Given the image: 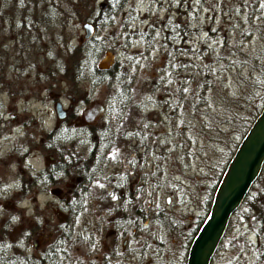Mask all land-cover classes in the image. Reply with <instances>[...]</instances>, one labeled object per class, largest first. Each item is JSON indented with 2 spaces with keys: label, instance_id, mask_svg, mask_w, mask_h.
I'll list each match as a JSON object with an SVG mask.
<instances>
[{
  "label": "rangeland",
  "instance_id": "374dc122",
  "mask_svg": "<svg viewBox=\"0 0 264 264\" xmlns=\"http://www.w3.org/2000/svg\"><path fill=\"white\" fill-rule=\"evenodd\" d=\"M72 1L25 0L23 35L16 33L23 18V0H0V146L8 148V144L12 147L9 166L0 163V183L16 186L21 181L23 135L27 142L25 171L30 176L35 169L55 159L54 155L50 157L53 151L40 144L45 131L62 120L55 116V99H60L62 105L67 106L70 98H74L72 108H76V114L69 121L77 124L84 106L94 98L103 102L117 85L109 80L94 83L82 72L75 92L67 90L63 72L65 58L69 47L77 43L83 34L78 14L71 12ZM98 1L93 0L91 9L81 7V12L93 15ZM221 1L128 0L109 24L92 33L94 37L103 39L105 46L96 63L103 59L108 67L114 62L122 66L127 64L133 77L130 101L113 129L114 135H111L109 146L105 149L102 166L93 176V183L99 184V187L93 185V190L99 189L100 195L111 192L108 187L113 189L101 207L109 214L101 219L98 206L87 204L75 213L71 228L84 233L90 220L98 217L97 228L99 235L103 236L112 228L110 221L107 223L105 219L109 220V215H118L115 211L106 210L108 204L113 200L118 202L125 187H129V192L140 185L143 190L145 188L144 193L132 194L131 200L130 197L124 199L123 202L129 201L128 206L131 205L128 212L140 200L148 201L154 196L151 187L157 189L156 205L171 213L172 228L160 229L157 239L147 236L144 243L148 246L137 248L141 250V255L136 256L132 264H182L183 248L179 245L182 236L176 226L184 228L200 212L204 186L213 180L210 166L213 162H221L224 141L198 135L196 139H188L185 145L177 130L181 122L173 120L170 107L174 85L170 73L184 63L183 57L187 59L188 49L200 46V39L206 36L209 17L221 13ZM121 22L127 24L125 30L121 28ZM128 30L136 34L131 37ZM217 38L210 40L212 42ZM173 45L186 50L185 55H176ZM182 73L184 69L178 68L177 74ZM60 86L64 87V91ZM166 104L168 107L165 109L163 106ZM135 130L138 136L145 137L150 147L151 155L146 158L141 153L143 147H136V139L129 137ZM150 132L153 134L150 135ZM68 148L70 144L64 145V152ZM77 149L81 150V145ZM157 167L161 170L159 176ZM66 178L63 176L62 180ZM72 179L63 184H71ZM55 187L61 189V186ZM55 187L37 192L34 199L31 193H26L23 199L19 196L15 198L14 212L17 213V210L23 216L17 213L14 230L19 227L20 219L27 215L31 217L30 222L37 219L32 215L35 208L40 209L46 218L54 220L47 201L54 199L55 193L51 190ZM257 189L255 185L249 191V198L254 199ZM252 203L249 200V205ZM248 210L243 206L237 208L209 264H264V250L258 249L261 239L255 232L258 228L256 212ZM120 241L122 237H119ZM138 245L141 246V242Z\"/></svg>",
  "mask_w": 264,
  "mask_h": 264
},
{
  "label": "trees",
  "instance_id": "16d2710c",
  "mask_svg": "<svg viewBox=\"0 0 264 264\" xmlns=\"http://www.w3.org/2000/svg\"><path fill=\"white\" fill-rule=\"evenodd\" d=\"M127 1L105 0L104 7L97 5L95 13L88 15L81 12V7L93 8V0H73L71 12L78 14L80 22L89 20L94 30H98L109 24ZM221 3V13L212 14L208 19L206 36L200 39V46L188 49L187 59L183 57L184 63L170 73L174 82L173 92L170 94L172 97L171 115L173 120L178 119L181 122L177 130L185 145L188 139H196L198 135L205 136L207 139L212 138L215 141L220 139L224 141V149L220 154L221 162H213L210 166L213 169V180L204 186V198L201 200L200 212L192 217L184 228L176 226V229L181 230L180 236H182L179 243L183 248L182 264L185 261L188 244L208 210L212 192L227 159L263 103L264 0H222ZM22 4L23 18L18 23L16 33L25 35V0ZM121 28L125 30L127 24L121 22ZM127 33L131 37L136 34L135 31L130 30ZM212 38H217V40L211 42ZM104 47L103 39L91 35L80 39L67 51L63 67L67 90L75 92L82 72L86 73L94 83L109 80L117 85L111 96L102 102L104 111L96 122L74 125L69 121L76 114V108L73 107L58 124L45 131L40 143L41 147L54 151L57 157L55 166L46 167L49 173H47V179L50 176L58 175L62 178L75 173L77 168L72 163V156H79L84 162H88V159L92 161L90 166L85 164L82 166L83 179L86 181L83 182L88 184L94 172L99 170L100 166L97 167L95 163L99 158V161L104 160L105 149L109 146L111 135H114L113 129L118 125V118L130 101V85L133 75L129 72L128 65L122 66L115 62L108 68H98L95 65ZM172 48L176 55H183L186 52L178 45H173ZM180 67L184 69V73L177 74ZM60 88L64 91V87L60 86ZM167 107L168 104L163 106L165 109ZM173 128L175 129L176 125ZM188 132H190L189 135ZM151 134L153 133L150 132ZM129 137L136 139V147H143L144 150L141 153L145 155V158L151 155L150 147L147 146V140L143 135L138 136L135 130ZM68 144L70 148L65 149L64 152V145L68 146ZM79 145L82 149L78 151ZM75 153L78 154L75 155ZM156 172L159 176L161 172L159 167ZM120 184L124 183L120 182ZM255 185L258 186V192L254 199H251L248 193ZM142 188L140 185L129 192V187H125L123 193L119 192L122 193L119 195L120 200L116 203L110 202L106 209L109 212L118 213V215H113L115 219L112 218L110 224L112 228L128 236L125 246L127 248L141 247L144 249L148 246L144 243L147 236L157 239L160 229L172 228L171 213L164 212L156 205L157 189L153 187L151 188L154 196L149 197L148 201L140 200L139 203L133 205L132 211L128 212L131 205L128 206L129 201L128 203L123 202L124 199L130 197L131 200L135 192L144 193L145 188L144 190ZM105 194L108 198L111 192H105L104 197H106ZM87 195L88 187H85L81 191L80 199ZM249 200L253 202L251 205H249ZM80 206L74 207L73 210ZM239 206L247 210L248 208L255 210V222L258 227L255 232L258 239H261L258 249L259 251L264 250V160L257 177L249 186ZM237 208L229 217L227 224L232 221V215ZM74 215L75 211L68 212L62 222L64 225L61 235L63 241L68 240V232H73L71 225ZM139 242L141 246L138 245ZM66 246H72V244ZM22 260L23 256L15 255L11 264H25Z\"/></svg>",
  "mask_w": 264,
  "mask_h": 264
},
{
  "label": "flooded vegetation",
  "instance_id": "af4514ba",
  "mask_svg": "<svg viewBox=\"0 0 264 264\" xmlns=\"http://www.w3.org/2000/svg\"><path fill=\"white\" fill-rule=\"evenodd\" d=\"M71 98L70 108H72L74 101V98ZM81 123L85 122L80 120L77 124ZM23 136L21 156L24 160L23 168L21 169V181L16 186L0 183V264H11L15 255L17 257L23 256L22 262L25 264H132L135 257L141 255V250L125 247L128 236L117 231L115 228H111L109 233L100 236L97 228L98 217L90 220L87 231L84 233L76 231L68 232V240H62L61 235L64 229L62 222L68 212L75 211L77 213L82 207L87 204L90 206V203H92L91 207L98 206L100 209L101 219H104L109 214L104 209H101L104 206V202H107V194L104 197V194H99V189L93 190V185L99 187L98 183H93L94 174L88 184L84 183L86 181L83 179L82 166L84 164L90 166L92 161L88 159V162H84L79 156H72V163L77 170L75 173L68 175L64 180L58 175L50 176L47 179L48 171L46 167L50 165L55 166V162L57 161L54 151L55 159L35 169L33 176H30L28 171H25L27 170V168L25 169V155L27 154L25 145H27V142L25 135ZM7 147L0 146V163H7V166H9L12 147L8 144ZM18 149L20 150V147ZM99 160L100 158L95 164L98 165L97 167L100 166V169L103 159ZM26 166H29L28 162ZM42 172L43 174H41ZM70 178H74L71 184H63ZM51 186H61V189L58 187V193L53 195L54 199L47 201L54 220L46 218L40 209L35 208L32 215L37 219L34 222H30L31 217L27 215L20 219L19 227L14 230V219L17 213L23 216V213L17 210V213L14 212L15 198L19 196L20 199H23L26 193L28 195L31 193L34 199V195L37 192H43L46 187L49 190ZM85 187H88V195L80 199L81 191ZM107 189L111 192L113 191L112 187H108ZM113 201L115 202L116 200ZM36 206L39 207L38 204ZM76 206H80V208L78 207L79 209L73 210ZM109 216V220L108 218L105 219L107 223L112 218L115 219V217ZM119 237H122V241L120 242H118ZM106 239L107 241H105ZM67 244H72V246H66Z\"/></svg>",
  "mask_w": 264,
  "mask_h": 264
},
{
  "label": "water",
  "instance_id": "95a60500",
  "mask_svg": "<svg viewBox=\"0 0 264 264\" xmlns=\"http://www.w3.org/2000/svg\"><path fill=\"white\" fill-rule=\"evenodd\" d=\"M105 4V0H100L97 3L99 7H104ZM81 28L83 34L79 39L91 36L94 31L93 24L89 20L82 21ZM96 66L108 68L103 59H100ZM71 100L72 98L67 106H63L60 99L53 101V110L58 119H63L66 116ZM103 111L102 102L94 98L81 109L80 119L82 122L92 124L103 114ZM53 155L54 152H51L50 157ZM263 160L264 91L261 108L239 138L215 184L208 210L188 244L184 264H209L229 217L239 207L249 186L257 177ZM51 191L58 193L59 188H52Z\"/></svg>",
  "mask_w": 264,
  "mask_h": 264
},
{
  "label": "snow or ice",
  "instance_id": "6c2138e0",
  "mask_svg": "<svg viewBox=\"0 0 264 264\" xmlns=\"http://www.w3.org/2000/svg\"><path fill=\"white\" fill-rule=\"evenodd\" d=\"M185 91H187V89H185Z\"/></svg>",
  "mask_w": 264,
  "mask_h": 264
}]
</instances>
